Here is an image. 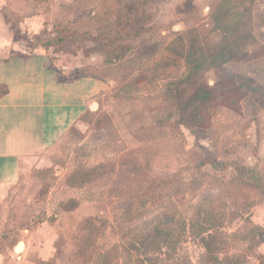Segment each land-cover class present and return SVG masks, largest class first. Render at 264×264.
I'll use <instances>...</instances> for the list:
<instances>
[{"label":"rangeland","instance_id":"obj_1","mask_svg":"<svg viewBox=\"0 0 264 264\" xmlns=\"http://www.w3.org/2000/svg\"><path fill=\"white\" fill-rule=\"evenodd\" d=\"M219 3L0 0L18 40L60 56L71 74L106 83L96 110L49 152L6 209L0 241L7 263L133 264L140 257L150 264V257L154 264H264V0H235L230 12L217 11ZM115 46L128 48L118 61ZM189 50L205 64L192 74ZM222 50L235 58L212 68ZM226 70L255 78L260 95L233 105L237 98L218 83ZM200 86L215 99L190 130L175 100L187 102ZM89 171L84 183L79 175ZM200 205L221 216L213 257L191 229ZM166 214L175 216L161 224ZM177 220L187 228L176 247L129 255L138 233Z\"/></svg>","mask_w":264,"mask_h":264},{"label":"crops","instance_id":"obj_2","mask_svg":"<svg viewBox=\"0 0 264 264\" xmlns=\"http://www.w3.org/2000/svg\"><path fill=\"white\" fill-rule=\"evenodd\" d=\"M105 90L103 81L64 70L60 56L48 49L18 40L0 11V226L20 188L96 110ZM4 246L0 241V264H9Z\"/></svg>","mask_w":264,"mask_h":264},{"label":"trees","instance_id":"obj_3","mask_svg":"<svg viewBox=\"0 0 264 264\" xmlns=\"http://www.w3.org/2000/svg\"><path fill=\"white\" fill-rule=\"evenodd\" d=\"M234 1L235 0H219L220 3L218 5L217 11L226 8V11L230 12L231 5ZM257 1L258 0H252L253 3H256ZM214 21L217 26L222 25V20L219 19L218 17L215 18ZM141 32L142 31L139 29V33ZM227 48L231 50L230 47H227ZM126 50H128V48L124 49L123 47L115 46V48L112 49V52H111L112 60L113 59H115V61L120 60L125 54ZM234 53L235 52L231 51L229 55H232ZM235 56L227 57L226 52L222 50V53H220L219 56L215 55V58H214L215 60L211 66L212 68H216V69L222 68L224 67V65L230 63L232 59L235 58ZM184 57L189 67V70L191 71V74L193 73V71L195 72L199 71L205 65L202 61V57L198 59L197 51L189 50L188 54L186 53ZM225 74L227 75V77L225 79L221 78V80L218 82L219 87L221 88V91L222 90L225 91L227 96L230 95L231 97L237 98V101L232 103L233 105L239 104V102L241 101V98L243 97H247L250 95L252 96L260 95L261 87L258 85L255 78L247 76V75L229 72V70H226ZM187 79H190V77L185 78V80ZM225 93H222V94L224 95ZM214 99H215L214 90H212L208 86L198 87L195 90V92L192 94V96L188 99V101L185 103L181 102V97L177 98V100L175 101L177 103V106L179 107L177 109L181 110V113L179 115L181 125L186 126L190 130L192 129L194 130L195 123H199V121L202 118V108H204L205 105L212 102ZM259 100L260 102H263L262 99H259ZM261 104H264V102ZM229 106L231 107V105ZM94 173L95 171H89L87 172L86 175H82L80 173L79 177H81V180H83V182L85 183V181L90 180L91 176ZM72 179L73 178L69 180L70 184H72ZM215 212L216 211L214 210L213 207L211 209H206L205 205L204 206L200 205L197 207V214L194 215L191 220V229L194 231V234H196L197 238L203 244V247L205 248V251L207 252V254L211 255L212 257L215 256L216 252L219 251V249L216 248V244L218 240L220 239V235H222L220 229H218L219 226L217 222V220H220L221 216ZM203 215H204L203 222H202L203 224L200 225L201 223H199L197 220L200 219ZM174 216L175 215L166 214L165 218L162 219L163 222H161V224L169 222L171 217H174ZM196 225H198L199 227L198 230L194 229ZM162 226L163 225L158 224L148 233L146 232L138 233V237L136 239L137 242L135 241L132 243L129 255L131 256V253L133 251H137V252L143 251V252H146L147 254L148 253L156 254L157 252L162 251L163 245H167L168 247L174 248L179 242L178 236L180 234L184 235V232L187 228V225L185 222L183 223V226H182L178 220L175 221V223L172 225L174 229L171 227H167V226L162 227ZM88 227L89 229L92 227L91 222L89 223ZM87 240H89V238ZM216 260L219 261L217 258ZM147 261H149L150 264H154L153 259L150 257H147ZM133 264H147V262L143 258L137 257L136 259H134ZM234 264H239V263H234Z\"/></svg>","mask_w":264,"mask_h":264}]
</instances>
